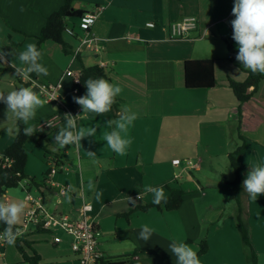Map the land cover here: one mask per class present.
Segmentation results:
<instances>
[{
	"label": "crops",
	"instance_id": "1",
	"mask_svg": "<svg viewBox=\"0 0 264 264\" xmlns=\"http://www.w3.org/2000/svg\"><path fill=\"white\" fill-rule=\"evenodd\" d=\"M63 2L0 0V53L4 54L0 59V67L4 69L0 73V92L7 94L26 83L28 77L15 72V67H25L17 57L28 44L37 47V37L46 19ZM73 2V9L87 13L104 6L90 29L91 35L98 38V51L85 46L75 56L84 31L81 22L71 18L67 21L71 26L67 25L63 33L71 53L65 54L62 46L53 41L44 42L39 49L42 53L39 63L48 69V75L35 77L37 84L61 83L59 93L65 107L74 115H81L77 121L79 127H96L97 133L95 137L82 139L79 146L60 148L55 138L65 123L54 119L56 105L45 103L36 111L35 118L29 122L35 128L32 136L48 149L46 152L33 139L26 143V180L34 179L40 185V188L34 186L36 196L42 198L50 212L73 219L79 216L82 197L90 203V216L101 231L98 248L106 260H122L140 249L152 264H176L168 249L171 241L188 243L198 252L201 241L206 239L208 251L199 258L201 264H247L237 228V203L230 199L235 175L230 176V171L228 174L231 167L228 156L244 145L237 156L244 179L252 164H264V80L244 104L229 86L230 79L237 82L247 79V69L227 58L226 39L238 48L230 24L235 19L234 0ZM85 2L89 7L83 6ZM189 17L198 19L197 30L186 39H172V24ZM150 23L155 26L148 27ZM209 59L215 63L217 85L212 89H187L185 62ZM82 66H100L107 73L106 80L122 88L111 111L103 115L83 114L74 102L73 97L79 95L73 91L72 79L65 74L68 70L81 73ZM37 84L29 87L43 99ZM125 109L135 113L136 119L126 134L131 144L121 156L107 147L103 133L111 131L107 121L118 120ZM17 131L18 120L13 114H6V105L0 102V157L12 144ZM89 151L95 156H89ZM52 155H58L64 163L56 182L72 190L62 196L44 182L46 161ZM176 159L180 163L175 165ZM221 164L227 174L221 171ZM22 184L19 186L23 190ZM146 187H163L165 197L171 189H181L183 204L174 211L154 207L124 217L136 207L153 202L154 194L146 192ZM96 193H100L99 199ZM242 204L258 262L264 264V194L253 200L245 192ZM24 213L25 207L23 220ZM145 225L153 230L147 242L139 239ZM57 232L29 228L23 234L33 243L41 264H74L69 236ZM40 233L52 235L46 237ZM55 236L62 241L55 243ZM10 251L15 262L21 264L14 249L1 241L0 264H11ZM26 251L33 254L31 249Z\"/></svg>",
	"mask_w": 264,
	"mask_h": 264
},
{
	"label": "clouds",
	"instance_id": "2",
	"mask_svg": "<svg viewBox=\"0 0 264 264\" xmlns=\"http://www.w3.org/2000/svg\"><path fill=\"white\" fill-rule=\"evenodd\" d=\"M232 15L235 19L230 21L233 29L232 39L238 45L235 59L243 68L250 70L253 74L264 75V0H234ZM4 54L0 53V59ZM18 60L25 67H15V72L21 77H29V74L48 75V69L39 61L42 53L35 44H28L26 49L19 53ZM86 93L83 96L73 97V100L82 108L84 113L103 115L111 111L116 102V97L122 92L119 85H114L104 78H89L85 81ZM0 102L6 105V114L11 113L18 120L28 125L23 129L25 135L35 132L30 121L35 118L36 111L43 107L46 101L42 99L31 87H20L5 94L0 92ZM81 115L64 114L66 121L57 136L56 142L60 148L68 145L79 146L82 139L95 137L96 127H79L77 121ZM136 119V114L125 109L118 120L107 121L111 131H104L103 140L107 147L114 153L123 156L126 153L131 140L126 138L129 126ZM89 156H95L94 152H88ZM91 188L92 185L90 184ZM243 190L249 197L255 200L264 194V164H252L250 171L243 181ZM146 192L154 194L153 203L159 205L166 199L163 187H146ZM100 193H96L99 199ZM131 202L135 199L129 197ZM25 205L16 202L0 201V223L5 225L0 239L8 244H13L18 230L14 232L13 226L20 220ZM153 235V230L147 225L143 226L139 233V239L147 242ZM169 251L175 256L176 264H201L197 251L188 243L171 241L168 245Z\"/></svg>",
	"mask_w": 264,
	"mask_h": 264
},
{
	"label": "trees",
	"instance_id": "3",
	"mask_svg": "<svg viewBox=\"0 0 264 264\" xmlns=\"http://www.w3.org/2000/svg\"><path fill=\"white\" fill-rule=\"evenodd\" d=\"M73 0H64L63 5L55 12H53L47 19L46 23L43 26L39 36L37 37V49H40V46L46 41H53L62 46L65 54L71 53L68 45L63 40V33L66 30L67 21L71 18L80 19L83 15L87 14L86 11L82 9H73ZM227 45V58L230 62L235 63L237 54V47L234 45L233 41L226 39ZM4 71L0 67V73ZM81 84L78 87V95L83 96L86 93L85 81L89 78H107L106 71L100 66L85 67L82 66L81 70ZM36 73H31L29 77L33 80H36ZM184 80L185 87L190 90L196 89H212L217 85V80L215 77V63L213 60H189L184 64ZM264 80V75L256 73L253 74L250 70H247V79L244 82H237L232 79L229 80V86L232 89L235 97L244 104L251 100L253 95L258 90L261 82ZM31 82L27 81L21 87H29ZM116 103L113 107L116 106ZM61 117V122L66 123L64 116L59 112ZM25 124L21 121H18V131L12 142L3 152L2 164H0V201H3L2 198L6 195L7 191L10 189L17 188L20 183L28 179V176L25 174V168L28 162V152L26 149V143L28 140H35L40 147L48 152L46 146L39 143V139L35 138L32 135H25L23 129ZM241 140L243 137L240 138ZM244 149V145L238 147L234 152L229 154L230 166L233 169L235 179L231 183L230 187V199L237 203V228L241 237L243 252L245 254L247 264H260L258 262L257 253L252 245L248 223L244 217V207L242 204V198L245 195L243 190V181L242 170L237 164V156H239ZM58 156V155H56ZM5 159L11 161L10 165L3 166ZM31 185L40 188L34 179L29 180ZM184 200V191L181 189H171L170 194L164 201H161L159 205L154 204L153 202L148 205L136 207L135 210H132L129 213L124 214L123 216L128 218L130 213L136 210L147 211L150 208H164L167 211H174L181 207ZM5 225L0 223V233H3ZM14 232L18 230L15 246L19 253L22 256L21 264H41L40 257L32 248V242L27 240V236L24 234H19V231L22 230V227L17 225L13 226ZM39 231H42L38 229ZM26 249H31L33 251L32 255H29ZM208 251V243L206 239H203L200 243L199 251L197 252L199 258L206 254ZM99 264H152V262L145 257V253L136 249L130 257H127L122 260H100Z\"/></svg>",
	"mask_w": 264,
	"mask_h": 264
},
{
	"label": "built area",
	"instance_id": "4",
	"mask_svg": "<svg viewBox=\"0 0 264 264\" xmlns=\"http://www.w3.org/2000/svg\"><path fill=\"white\" fill-rule=\"evenodd\" d=\"M103 10L104 6L101 5L95 11L87 13L80 18L84 35L80 37V45L74 53L75 56L78 55L85 46L98 51V38L91 35L90 29L100 17ZM198 25L199 21L196 17L185 18L180 22L172 24L170 27V37L172 39H186L191 33L197 30ZM147 26L153 28L155 24L150 23ZM65 75L72 79L73 91L78 93L77 86L81 84V74L68 70ZM26 79V82L29 81L31 84H37L36 80H33L30 77ZM37 85L46 103L56 105L58 111L54 119H61L59 112H61L63 116L66 113L74 115L71 111L67 110L63 103L59 93V90L62 87L61 83L54 85L38 83ZM51 123L52 122L47 125H51ZM2 160H4L3 155L0 157V164H2ZM10 163L11 161H9V159H5L3 166L10 165ZM179 163V159L173 161V164L175 165ZM189 165L193 166V163L189 161ZM63 168L64 163L62 159L56 155H52L49 156L46 161V171L44 173L45 184L57 189L58 194L61 196L72 192L71 188L62 186L55 180V177ZM24 182L27 183V185H24ZM22 186L26 193L24 200L26 209L22 230L19 231V234L25 233L30 226L45 232L61 231L69 236L71 240L70 248L76 259L74 264H99L100 260L105 259L103 253L98 248L101 231L95 220L90 216V213L92 212V205L90 203L85 202L82 197L79 216L76 219H73L68 215L52 213L47 210L43 204L42 198L40 196H34L31 193L30 181L24 180ZM0 241L3 243L6 242L3 239H0ZM61 241V237H54L55 243H60Z\"/></svg>",
	"mask_w": 264,
	"mask_h": 264
},
{
	"label": "rangeland",
	"instance_id": "5",
	"mask_svg": "<svg viewBox=\"0 0 264 264\" xmlns=\"http://www.w3.org/2000/svg\"><path fill=\"white\" fill-rule=\"evenodd\" d=\"M84 1V0H83ZM84 7H89L88 6V4L85 2L84 3V5H83ZM77 21H79L80 22V19H76ZM70 22V21H69ZM69 22H67V25H68V27H70L71 25H70V23ZM30 147V150L31 151H33L32 150V148H31V145L29 146ZM231 147H233V145H231ZM220 168H221V171H223V173H226L227 174V170H225V168L223 167V165L221 164L220 165ZM229 171H230V176H232L233 174H234V172H233V170H232V168L231 167H229V169H228V174H229ZM39 179V178H38ZM31 193L34 195V196H36L37 195V191H36V189L34 188V186H32V190H31ZM25 197H26V193H25V191L24 190H22V187L21 186H18L17 188H15V189H10V190H8L7 191V193H6V195L2 198V200H3V202H7V203H11V202H16V203H23V201H24V199H25ZM82 205V204H81ZM25 209H26V207H25ZM15 225H17V226H19V227H22L23 226V212L21 213V216H20V220L17 222V224H15ZM29 228H31V230H33V231H35V230H37L35 227H33V226H30ZM28 228V229H29ZM36 233V232H35ZM57 233H59V234H61V235H63L64 233L63 232H57ZM38 235H40V236H46V237H49L50 235H52L51 233H40V234H38ZM8 246H10V247H12V250L14 249V251L16 252V254H18V256H19V261H21L22 259H21V254L19 253V251L17 250V248H16V246H15V244L13 243V244H8ZM200 246V245H199ZM8 260V259H7ZM5 261H6V258H5ZM9 262L11 263V264H18V262H15V260L13 259V255H12V253H11V251L9 252Z\"/></svg>",
	"mask_w": 264,
	"mask_h": 264
}]
</instances>
